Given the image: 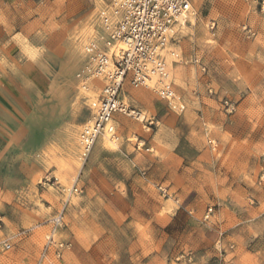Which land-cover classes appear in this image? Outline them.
Masks as SVG:
<instances>
[{
	"label": "rangeland",
	"instance_id": "obj_1",
	"mask_svg": "<svg viewBox=\"0 0 264 264\" xmlns=\"http://www.w3.org/2000/svg\"><path fill=\"white\" fill-rule=\"evenodd\" d=\"M111 2L102 0L103 8L84 19L69 16L49 37L10 36L13 31L0 26V264H78L68 252L61 260L53 252L44 256L50 220L63 207L56 237L88 248L83 264H140L149 258L148 232L163 231L150 219L173 215L178 193L204 187L192 191L186 205L197 193L212 199L233 183L230 209L242 214L258 205V162L242 158L244 151L257 157L261 150L254 143L264 119V17L257 3L192 0L195 20L179 27L165 52L184 112L150 88L127 86L132 104L143 103L137 93L150 96L159 123L149 128L122 115L120 140L103 135L84 159L79 135L104 83L80 72L85 46L103 27ZM105 36L103 30L99 37ZM139 141L145 143L138 151ZM73 185L80 192L66 203L62 188ZM157 199H169L164 210ZM210 206L213 212L219 207ZM187 216L176 215L170 254L155 249L164 258L155 264L199 262V250L178 253ZM249 224L252 239L239 230L229 247L224 243L230 258L255 245L264 254V222L256 217Z\"/></svg>",
	"mask_w": 264,
	"mask_h": 264
},
{
	"label": "built area",
	"instance_id": "obj_2",
	"mask_svg": "<svg viewBox=\"0 0 264 264\" xmlns=\"http://www.w3.org/2000/svg\"><path fill=\"white\" fill-rule=\"evenodd\" d=\"M254 1L264 17V0ZM193 10L191 0H112L111 12L102 22L106 36L86 44V62L80 72L86 80L98 79L104 83L97 105L79 135L84 159L103 135L120 140L115 122L117 114L145 123L149 128L157 124L155 116L147 117L125 100L126 84L137 89L150 88L170 108L184 112L185 105L172 85L165 52ZM210 28H215V22ZM245 29L254 34L251 28ZM62 192L66 194L67 203L70 196L80 190L73 185L69 189L62 188ZM212 212L210 207L206 218ZM64 218L65 207L50 220L44 256L53 252L56 260H61L70 248L69 242L56 237ZM5 248L10 249L11 244H6Z\"/></svg>",
	"mask_w": 264,
	"mask_h": 264
},
{
	"label": "crops",
	"instance_id": "obj_3",
	"mask_svg": "<svg viewBox=\"0 0 264 264\" xmlns=\"http://www.w3.org/2000/svg\"><path fill=\"white\" fill-rule=\"evenodd\" d=\"M101 1L102 0H0V26H7L8 31H13L10 36L20 34L24 39H38L44 36L49 37L55 33L56 26H66L69 16L76 17L77 19H84L98 9L103 8ZM103 30V27L97 28L96 34L92 39L98 38ZM127 86L130 85L126 84L125 86V100L133 107L144 112L147 117H156L152 112L158 107L148 102L150 96L144 93H137V97L143 101V103H140V105L132 104L128 100ZM121 116L120 114L115 116L117 129L122 122ZM157 123H159V121H157ZM141 142L145 143V141H139L134 144V148L138 151L142 148ZM256 142H258L261 147L258 156L256 157V155L252 154L250 151H244L242 153V158L248 160V165L252 158L254 162H258L259 190L257 194V207H246L242 214H238L235 210L230 209L228 205L234 203L232 202L233 198L231 196V192L235 191L233 183L227 184L224 187H219L217 189V196H213L212 199H210L208 195L207 197H201V195L197 193L194 199L186 205L183 204L192 191H203L204 187L191 188L188 193L180 192L178 193L180 196L177 202L178 206L173 215H167L166 218L165 216L162 217V222L158 219L156 220L155 217L150 219L151 223L154 221L161 223L163 225V231L155 232V230H152L148 232V241L145 243V246L149 250V258L146 261H143L144 258H140V264H155L156 260L159 261L162 257L159 253L155 254V249L160 250L162 255L165 252L170 254V228L175 221L176 215L182 216L183 212L188 214L186 217L187 225L178 232L177 238L179 242L177 245L180 247L178 253L189 248L199 250L200 252L197 253V260L199 262L195 264H264V254L256 253V245L242 254L233 251L234 256L231 258L229 257L230 253L224 248V243H226L228 247L230 246L231 239L239 230L245 232V237L247 239H252L249 223L253 222L256 217L264 222V119L259 125L254 140V143ZM246 170L251 171L250 166ZM168 200L169 199H165L161 201L157 199L156 205L164 210ZM210 203L219 205V207L212 212L209 216L210 219L207 220L208 218H206V216L208 207H211ZM254 214L255 216H253ZM241 223L243 225H240ZM191 225H193V227ZM70 245V248H68L65 253L68 252L74 255L76 257V263H85L86 261L80 256L90 254L88 248H85L76 239L74 243L70 242ZM162 259L164 260V258Z\"/></svg>",
	"mask_w": 264,
	"mask_h": 264
},
{
	"label": "bare ground",
	"instance_id": "obj_4",
	"mask_svg": "<svg viewBox=\"0 0 264 264\" xmlns=\"http://www.w3.org/2000/svg\"><path fill=\"white\" fill-rule=\"evenodd\" d=\"M197 15H196V12L193 10L192 11V13L188 16V18H187V22L188 23H192L194 20H195V17H196ZM192 21V22H191ZM105 137L107 136V135H104ZM108 137V136H107Z\"/></svg>",
	"mask_w": 264,
	"mask_h": 264
}]
</instances>
